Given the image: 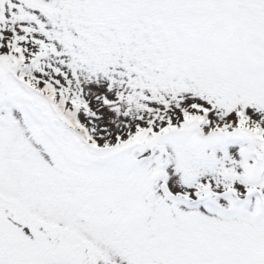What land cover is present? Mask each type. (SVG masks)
Wrapping results in <instances>:
<instances>
[{"label":"snow or ice","instance_id":"1","mask_svg":"<svg viewBox=\"0 0 264 264\" xmlns=\"http://www.w3.org/2000/svg\"><path fill=\"white\" fill-rule=\"evenodd\" d=\"M0 264H264V0H0Z\"/></svg>","mask_w":264,"mask_h":264}]
</instances>
